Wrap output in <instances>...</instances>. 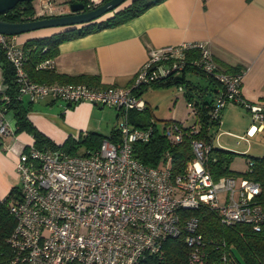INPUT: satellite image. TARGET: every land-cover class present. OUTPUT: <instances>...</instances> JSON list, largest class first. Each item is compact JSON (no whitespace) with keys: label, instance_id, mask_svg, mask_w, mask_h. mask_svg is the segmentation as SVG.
<instances>
[{"label":"built area","instance_id":"obj_1","mask_svg":"<svg viewBox=\"0 0 264 264\" xmlns=\"http://www.w3.org/2000/svg\"><path fill=\"white\" fill-rule=\"evenodd\" d=\"M91 1L94 0H87L89 8ZM40 2L45 11L42 16L67 13L53 12L57 7L51 0ZM68 7L70 10V3ZM15 38L16 35L0 33V48L14 69L19 97L27 95L32 102L49 97L68 103L85 101L114 107L118 111L119 139L105 138L89 154H71L61 147L38 148L33 143L23 145L15 163L21 180L20 193L10 205L16 219L10 237L14 262L137 264L146 254H159L165 238L184 231L190 248L189 263L203 264L206 253L198 219L190 216L181 221L178 212L201 205L214 210L223 225L247 224L255 232L264 227L259 183L244 174L214 179L206 163L211 145L205 140L190 139L192 158L176 174L171 172L168 152L155 166L143 164L133 156V144L147 142L157 125L153 119L144 126L130 122V111H142L146 106L135 90L182 69L186 52L194 49L198 57L190 61L221 85L211 119L220 123L226 104H241L250 115L245 136L264 134V103L251 104L242 97V72L224 71L208 43L183 42L150 50L128 86L93 87L84 83L33 81L24 67V51ZM3 98L8 99L6 95ZM188 106L195 113L193 104ZM3 114L0 109V137L11 132ZM160 128L177 142L198 132L195 123L188 130L176 121ZM232 262L223 253L219 264Z\"/></svg>","mask_w":264,"mask_h":264},{"label":"crops","instance_id":"obj_2","mask_svg":"<svg viewBox=\"0 0 264 264\" xmlns=\"http://www.w3.org/2000/svg\"><path fill=\"white\" fill-rule=\"evenodd\" d=\"M55 30L21 33L19 43ZM195 41L209 44L222 69L228 66L242 72L241 95L247 102L264 103V0H161L126 22L62 41L51 64L62 74L94 77L92 80L98 81V85H90L93 87L128 86L150 50ZM183 74L199 86H206L192 70ZM3 87L0 67V91ZM149 87L139 93L142 98ZM143 100L148 112L143 113L142 122H146L155 117L149 102ZM233 105L244 108L235 103L224 108ZM244 110L241 128L246 132L250 115ZM3 118L11 132L0 137V198L13 186L17 153L23 145L33 143L30 134L14 132L15 121L10 112L4 113ZM28 118L51 140L61 144L68 136L77 137L81 132L109 135L116 127L118 111L111 106L104 110L99 104L68 103L47 97L32 102Z\"/></svg>","mask_w":264,"mask_h":264},{"label":"trees","instance_id":"obj_3","mask_svg":"<svg viewBox=\"0 0 264 264\" xmlns=\"http://www.w3.org/2000/svg\"><path fill=\"white\" fill-rule=\"evenodd\" d=\"M82 1L86 10L91 8L87 7V0ZM105 1L107 0L103 2ZM159 1L161 0H125L116 12H111L93 22L73 28L51 27L57 29L47 35H35L27 38L21 43V48L25 54V70L30 78L36 82L85 83L89 86H97L98 81H93L92 79L95 78L92 76L84 74L70 76L55 70L51 60L58 53V45L62 41L126 22ZM39 17L45 16L35 14L31 0L18 2L13 8L0 13L1 19L12 22L27 21ZM186 55L187 60L182 69L172 72L159 81L141 86L135 90V93L139 95L141 90L148 86H164L176 83L179 88L184 90L187 102L194 106V114L197 118L194 123L197 124L198 132L186 135L177 142L164 135L155 118L150 117L146 122H142V119L145 120L143 113L148 112L145 110L146 106L142 111L131 110L130 122L133 125L144 126L151 119L155 120L157 124L153 135L147 142H135L133 144V156L143 164L155 166L168 152L172 159L171 172L176 174L182 171L185 162L192 158L190 139L200 138L211 145L206 163L213 178L217 179L223 175H236L235 171L229 167L232 159L231 151L214 146V133L217 130L212 131V129H217L220 123L211 119L210 112L214 106L215 98L221 91V85L211 74L205 73L190 61L198 57L196 49L187 51ZM43 62H46L45 66H40ZM0 67L2 68V84L4 86V89L0 91V109L3 113L10 112L12 114L15 121L14 132L24 131L30 134L35 147H61L71 154H89L98 149L105 138L119 139L116 124L109 135L99 132H81L77 137L68 136L61 144L55 143L28 118L32 101L25 102L22 97H19V87L14 69L1 48ZM186 70H192L195 74L201 75L200 77L206 81V86L201 87L186 78L183 74ZM223 70L238 72L237 69L228 66L224 67ZM3 95H6L8 99H4ZM238 105L242 106L241 104ZM165 122L161 126L165 125ZM189 126L183 127L188 130ZM81 147H84V150L77 153ZM73 151L75 153H72ZM246 161L248 168L240 175L244 174L259 183L261 190L258 199L264 202V155L248 156ZM249 162L252 164L249 165ZM19 193L20 187L13 185L7 195L0 198V264H20L14 262L15 250L10 243V237L16 225V219L10 211V205L19 197ZM178 212L181 221L190 216H195L198 219V231L203 236V249L206 253L203 264H219L223 253H226L233 260L232 264H264V227L255 232L247 224L223 225L219 222L215 211L206 205H201L196 209H180ZM189 251L190 248L184 240V231H182L181 234L165 238L159 254H146L137 264H190L188 260Z\"/></svg>","mask_w":264,"mask_h":264},{"label":"rangeland","instance_id":"obj_4","mask_svg":"<svg viewBox=\"0 0 264 264\" xmlns=\"http://www.w3.org/2000/svg\"><path fill=\"white\" fill-rule=\"evenodd\" d=\"M69 1L70 0H51L53 6L57 7L53 9V12L61 11V13H66L69 10L68 4L76 0ZM103 1L104 0L91 1V7H96L103 3ZM31 2L36 15L45 14L40 0H31ZM19 38L20 34H17L15 38L17 43H19ZM196 75L200 79H203L200 77L201 75ZM143 98L151 105L150 111L154 114L159 126L165 121H167L165 124L176 121L180 122L183 126H188L193 124L197 119L196 115L191 111L192 108L188 106L184 90L180 89L176 83L164 86H150L144 91ZM23 100L25 102L29 101L28 96L24 95ZM36 101H34V103ZM36 106H38V104H36ZM103 107L104 110H109L110 106ZM224 113L225 116L223 117L221 115L218 128L212 129V131L217 130V132L214 133V136L216 135L214 146L231 151L230 154L232 159L229 167L231 170L235 171L236 175H240L248 168V163L246 161L248 156L264 155V134L257 132L255 136L245 138V130L241 128L243 122L242 114L245 113L244 108L230 106L224 108ZM83 150L84 147H81L77 150V153ZM72 153L75 152L73 151ZM12 185L17 187L21 186L20 176L18 174L14 173Z\"/></svg>","mask_w":264,"mask_h":264},{"label":"water","instance_id":"obj_5","mask_svg":"<svg viewBox=\"0 0 264 264\" xmlns=\"http://www.w3.org/2000/svg\"><path fill=\"white\" fill-rule=\"evenodd\" d=\"M27 0H0V13L13 8L18 2ZM125 0H107L96 7L85 9L80 0L71 2L70 13L39 17L27 21H7L0 18V33L4 35H17L42 28L64 27L73 28L93 22L105 15L116 12Z\"/></svg>","mask_w":264,"mask_h":264},{"label":"flooded vegetation","instance_id":"obj_6","mask_svg":"<svg viewBox=\"0 0 264 264\" xmlns=\"http://www.w3.org/2000/svg\"><path fill=\"white\" fill-rule=\"evenodd\" d=\"M70 4H71V3H70ZM67 13H70V10H69V11H67ZM67 13H66V14H67Z\"/></svg>","mask_w":264,"mask_h":264}]
</instances>
